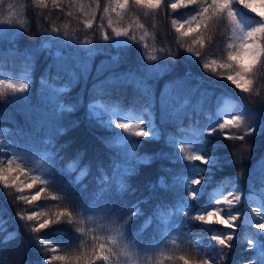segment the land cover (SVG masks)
I'll list each match as a JSON object with an SVG mask.
<instances>
[{
    "label": "trees",
    "instance_id": "trees-1",
    "mask_svg": "<svg viewBox=\"0 0 264 264\" xmlns=\"http://www.w3.org/2000/svg\"><path fill=\"white\" fill-rule=\"evenodd\" d=\"M171 3L165 0L155 12L134 4L119 12L111 10L115 4L109 0H100L99 7L95 0H60V7L51 0L46 6L37 0H0V9L11 5L26 23L16 42L0 47V74L23 76L27 85L22 90L21 84L5 85L0 93V167L9 160H15L13 167L23 166L27 175L9 181L21 187L37 177L45 182L20 191L0 180V264H48L49 257L51 264H76V257L91 255L100 243L111 249L110 259L96 264H184L181 257L189 264L204 259L264 264V230L255 227L264 222V63L252 77V93L236 86L238 101L230 117L239 115L242 125L221 130L218 108L228 94L230 73L205 64L226 61L231 25L226 18L219 26L212 22L199 29L200 36L193 25L194 31L181 36L172 20L185 21L204 4L173 11ZM232 7L238 21L243 16L252 28L264 23L242 4ZM88 19L91 28L84 23ZM116 29H128L136 41L105 40L103 31L116 38ZM201 38L205 43L197 44ZM85 42L92 47L90 62L84 61L86 50H78ZM143 42L162 52L147 59L140 52ZM0 80L9 81L1 75ZM182 81L204 86L193 96L184 91L176 96ZM112 108L147 118L140 126L149 135H136L138 129L126 133L122 121L110 115ZM225 132L244 139H229ZM192 153L207 163L187 159ZM42 188L46 191L32 202ZM235 188L237 194L246 189L260 197L253 206L260 215L253 213L233 230L196 219L218 205L226 207L216 203L217 191ZM57 211H70L72 217L33 230L45 217L54 220ZM34 212L36 218L28 220ZM229 233H234L231 248L213 239Z\"/></svg>",
    "mask_w": 264,
    "mask_h": 264
},
{
    "label": "snow or ice",
    "instance_id": "snow-or-ice-1",
    "mask_svg": "<svg viewBox=\"0 0 264 264\" xmlns=\"http://www.w3.org/2000/svg\"><path fill=\"white\" fill-rule=\"evenodd\" d=\"M72 2V0H69ZM77 3H80L81 0H76ZM238 2L242 4L244 7L249 10L255 12L262 20H264V0H172V3L169 7L175 11L180 8L189 7L193 4H201L204 6L200 8V11L192 16L191 18L180 21L178 19H173L172 24L176 28L178 32H180L181 36H185L188 32L194 31L193 25L196 26V35L200 36L199 29L207 30L212 22H215L218 26L222 25V21L226 18L227 23L231 25L232 38L230 42L227 44V59L224 63H219L213 59L211 63H206L205 68L209 69L212 65H216L217 68L227 69L229 71V75L227 78L231 80L238 88H240L244 92L252 93L253 92V84L254 80L252 77L255 75L256 71L259 69L260 65L264 63V23L257 25L254 28H251L247 31H244L237 19L236 13L233 10V3ZM37 3L47 5L48 0H37ZM51 3L55 7H60V0H51ZM97 7L100 5V0H95ZM109 3L115 4V8L111 9L112 11L124 12L129 8L130 4H134L138 8L149 10L150 12H155L164 6L165 0H109ZM11 7V5H9ZM62 10V9H61ZM81 11H83V6L81 5ZM109 8H103L104 13L109 12ZM7 21L8 23H12L13 19L11 16H6L0 22ZM85 25L88 28L92 27V20H85ZM108 23L111 24L112 20L109 19ZM19 24L23 25L24 21H19ZM59 30V28H56ZM187 29V31H185ZM129 30H120L116 29V35H127ZM108 32L105 31V38L108 37ZM133 39H135L133 37ZM197 44H203L205 41L201 38L196 41ZM189 50H192L189 48ZM197 55H200V51L196 52ZM150 59H156L155 56H151ZM5 85L7 89H15L17 85L13 84L11 81H3L0 80V93L5 91ZM21 90L26 88L27 85L21 84L18 86ZM243 123L242 117L239 115L232 117H225L223 122L219 125L221 130H229L232 128H239ZM139 124H134L133 122H122L119 124L121 128L133 130L137 128ZM255 129H248L249 132L254 131ZM215 131V129L210 130ZM138 136H147L149 133L138 127V130L134 131ZM225 135L228 136L229 139H240L243 140V136H234L230 134V132H225ZM184 148V146H181ZM189 160H200L207 163V159L197 153H192L186 155ZM15 160H9L7 165L4 167H0V180L4 181L6 184H10L17 188L20 191H23V188L32 189L35 186L37 181L40 183H45L40 180L39 177L35 178L31 183H24L21 187L20 184L10 183V179L12 181H16L17 175L24 174L27 175V170L16 164L13 167ZM11 173H15V175H9ZM194 184H199L200 180L196 179L193 181ZM46 191V189L42 188L40 192L31 196V201H37L40 198V194ZM195 193H192V196H195ZM55 198V196H53ZM21 200L26 202L29 201V198L26 196H21ZM240 199L239 195L233 197L232 193L228 195L222 196L220 199L216 201L217 204H226V205H234ZM257 215H260V211L258 209H253ZM222 209L216 208L208 213L198 215L196 217L197 220L206 222V223H218L221 225H225L228 227L236 228L235 221L238 219V215H233L231 217H225L222 214ZM38 214L37 213H29L27 215L28 220H34ZM71 218L72 213L70 211H57L55 213V219H51L49 217H45L42 223L38 226L34 227V231L39 232L41 229L46 228L50 223L56 222L64 217ZM215 218V219H214ZM256 228L260 230H264V222L258 223L255 225ZM80 232H84V228L78 229ZM214 240L217 241L218 244L225 246L226 248H231V243L234 239V233H229L226 237L224 236H214ZM115 243V241H113ZM253 241H249V244H253ZM111 249L107 247L106 244L100 243L98 246H94L92 249L91 255L85 253L83 256L76 257V264H80V261L83 260L84 264H96L98 260L108 261L110 259ZM53 258L49 257L48 264H51V260ZM56 260H66L67 258L64 256H56L54 257ZM184 264H189V261L184 257ZM195 264H211L210 260L204 259L200 261H196ZM248 264H254V262H248Z\"/></svg>",
    "mask_w": 264,
    "mask_h": 264
},
{
    "label": "rangeland",
    "instance_id": "rangeland-1",
    "mask_svg": "<svg viewBox=\"0 0 264 264\" xmlns=\"http://www.w3.org/2000/svg\"><path fill=\"white\" fill-rule=\"evenodd\" d=\"M6 16H11V18L13 19V22L12 23H8L7 21L0 22V47H3V46L8 47L13 42H16V40L20 37V35L22 34V32L26 28V23H25L22 11L17 10L15 8H13L12 6L9 7L8 5H6L4 8L0 9V20H3ZM19 21H24V24L23 25L19 24ZM239 23H240V25L244 31H247V30L252 28L250 26V22L247 19L243 18V16L239 20ZM120 30H124V29H120ZM114 32H115V30H114ZM104 33H105V30L103 31V34ZM64 38H66V37H64ZM104 38H105V36H104ZM105 40H110L115 45H121V44L136 41L135 39H133L132 35L129 32L127 35H119V36L116 35V38H111L108 36L107 38H105ZM81 45L82 46H78V50H81V48L86 50L87 55H86V57H84L85 58L84 61L90 62L92 60V57L89 56L92 52V49H91L92 47L90 46V43L87 44L85 42V43H81ZM160 50L158 48L151 46L147 42H143V47H142L140 52H142V55L148 59L151 56H155V54L157 52H162ZM162 50H164V49H162ZM79 58H80V56H79ZM99 66H100V64L97 65V67H99ZM77 67L81 68V65H77ZM99 69H101V67ZM0 75L2 78H7L9 81H11L15 85L16 84H22L25 80L23 78V76L15 78L13 75H9V76H5L4 74H0ZM198 77L200 80L205 79L203 76H198ZM203 83L204 82H201V81L194 82L193 84H191V86H189L186 81H182L176 87V96L181 94V91L187 92L190 96H193V95H195L199 86L200 87L202 85L204 86ZM205 89H206V87H204V89H203L204 92H201L200 97L195 99L196 102H198L201 99V96L206 93ZM227 90H228L227 91L228 94L225 95L221 105L218 108V113L224 118L231 116L233 108H234L236 102L238 101V96L236 95L237 94L236 93L237 92L236 91V85L231 80H227ZM167 91H169V85H168V87L165 88L164 94ZM166 96L170 97V94H168ZM110 115L114 119L116 118L119 121H122L125 123L126 122H133L134 124L138 123L139 125L137 126V128H134V129H138V127H141L140 124L142 122L147 121V118H145L142 115H137L131 111L123 112V111H120L118 108L110 109ZM152 119H154V117ZM132 131L133 130L125 129L126 133H130ZM191 145L192 144L188 142V144L185 145V148L188 149L191 147ZM38 162H40V161H38ZM236 191H237L236 188L231 190V191H228V192H222L221 190H218L217 192L220 195V197L228 195L229 193H232L233 197H235L236 195H239L240 199L234 205H226V207L218 205L214 209H216V208L222 209L221 214L225 217H231L233 215H238V219L235 221V225L237 228L245 220L246 217H250L251 215H253V213H255V211L253 210L255 208L253 206H255L254 205L255 203L261 201V199L256 193L248 192L246 189L244 190V192L238 193V194L236 193ZM249 200H251L253 202L251 203ZM263 217H264V215L260 216V218H263ZM223 226L225 228L233 230L232 227H228L225 225H223ZM129 264H136V263H135V261H130Z\"/></svg>",
    "mask_w": 264,
    "mask_h": 264
}]
</instances>
